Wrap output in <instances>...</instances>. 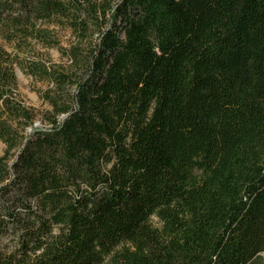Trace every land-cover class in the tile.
I'll return each instance as SVG.
<instances>
[{
    "label": "trees",
    "instance_id": "1",
    "mask_svg": "<svg viewBox=\"0 0 264 264\" xmlns=\"http://www.w3.org/2000/svg\"><path fill=\"white\" fill-rule=\"evenodd\" d=\"M0 143V264H264V0H0Z\"/></svg>",
    "mask_w": 264,
    "mask_h": 264
},
{
    "label": "rangeland",
    "instance_id": "2",
    "mask_svg": "<svg viewBox=\"0 0 264 264\" xmlns=\"http://www.w3.org/2000/svg\"><path fill=\"white\" fill-rule=\"evenodd\" d=\"M58 36L63 46H66L70 40L69 35L65 32H59ZM39 55H43L44 58H48L52 63L61 64L63 61L59 58L58 53L55 50L39 49ZM16 81L20 99L25 106L34 109L37 112H41L45 109V106L41 103L38 97V91L43 89L40 83L35 82L30 77L24 75L19 70L15 71ZM35 127H40V123L36 122ZM4 151V146L0 143V156Z\"/></svg>",
    "mask_w": 264,
    "mask_h": 264
}]
</instances>
